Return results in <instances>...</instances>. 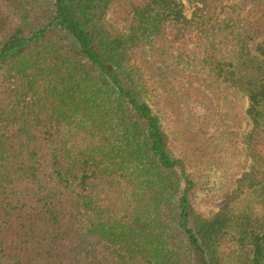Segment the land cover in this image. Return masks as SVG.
I'll return each instance as SVG.
<instances>
[{"label":"trees","instance_id":"1","mask_svg":"<svg viewBox=\"0 0 264 264\" xmlns=\"http://www.w3.org/2000/svg\"><path fill=\"white\" fill-rule=\"evenodd\" d=\"M199 1L203 22L231 2L264 14V0ZM225 17L214 33L228 28L227 48L218 57L211 44L205 65L242 89L262 129L264 40L255 75L239 76L253 30ZM198 22L182 0H0V264H196L217 253L226 223L190 226L193 182L143 98L146 45L168 52L160 35ZM262 160L244 180L264 206ZM244 223L233 239L251 248L247 264H264V215Z\"/></svg>","mask_w":264,"mask_h":264},{"label":"rangeland","instance_id":"2","mask_svg":"<svg viewBox=\"0 0 264 264\" xmlns=\"http://www.w3.org/2000/svg\"><path fill=\"white\" fill-rule=\"evenodd\" d=\"M182 2L184 14L196 20L198 17L199 22L191 30L187 27L180 31L184 36L169 29L156 38L157 44L170 48L168 52H150L146 45L143 57L154 64L144 68L147 91L143 98L160 118L168 150L183 161L193 182L189 192L193 212L190 226L195 228L198 219H220L226 223L225 234L216 245L217 253L212 259L196 255L195 263L247 264L251 248L242 247L233 235L244 222H258L264 215L260 189L248 187L244 180L252 168L263 173L264 125L262 129L254 128L246 112V94L239 86L209 74L205 56L211 44L218 57L224 55L228 28L220 37L215 36L214 30L223 28L220 21L231 16L240 22L237 29L253 30L247 59L237 69L239 76L253 77L261 60L256 48L264 40V14L249 7L234 13L237 9L231 2L221 5L210 20L203 22L198 12L199 0ZM230 27L236 29L234 23ZM163 36H167V44L162 43ZM262 111L264 117V107ZM260 122L264 123V118Z\"/></svg>","mask_w":264,"mask_h":264}]
</instances>
